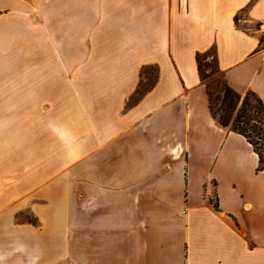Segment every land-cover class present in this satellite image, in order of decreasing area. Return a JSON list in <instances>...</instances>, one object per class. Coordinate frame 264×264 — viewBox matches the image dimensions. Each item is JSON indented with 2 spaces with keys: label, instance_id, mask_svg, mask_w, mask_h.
<instances>
[{
  "label": "crops",
  "instance_id": "0c3cea01",
  "mask_svg": "<svg viewBox=\"0 0 264 264\" xmlns=\"http://www.w3.org/2000/svg\"><path fill=\"white\" fill-rule=\"evenodd\" d=\"M154 1L162 15L134 25L131 41L102 28V70L73 56L88 79H106L105 53L132 51L136 70L155 68L152 87L135 103L139 78L124 91L90 88L115 96L85 107L52 80L61 65L45 30L68 3L78 26L83 0H0V264H264V170L211 115L196 60L213 49L224 84L264 107V0Z\"/></svg>",
  "mask_w": 264,
  "mask_h": 264
},
{
  "label": "rangeland",
  "instance_id": "374dc122",
  "mask_svg": "<svg viewBox=\"0 0 264 264\" xmlns=\"http://www.w3.org/2000/svg\"><path fill=\"white\" fill-rule=\"evenodd\" d=\"M83 3L86 9L78 12V18L80 20L78 26L72 24L69 14L70 12L74 13V9H71L68 3L67 7L69 8V12L55 16L56 23L47 24V27H45L47 31L46 37L51 45V50L47 47L46 53L51 54V52H54L61 65V67H57L53 64V66L55 65L53 71L56 73L58 70L60 77L59 79L52 80H57L58 85L61 87L71 86L76 88L78 90L79 102L81 100V104L86 107V103L90 100L102 102L105 96H115L113 93H93V90L98 91L102 87L115 86L116 88L120 87L121 91H124L139 78L141 79L139 89L129 99V103H135L142 94L151 88L156 79V70L154 67L136 70V63L141 62V59L136 56L137 53L126 51L125 53L122 52L121 56L120 52L119 57L114 58L118 56V52H106L105 54L112 56L108 62L115 69L114 72L106 73V79H88L84 76L85 72L78 69L79 66L83 65V60L80 57L73 56L76 50H82L85 57L86 54L91 55L96 67L102 70V66H104L100 60V56L102 55H99L93 46L96 39L102 38V28L106 30L104 31L107 34L105 39L120 38L119 35L114 34V31H117L122 37H129L128 39L131 41L132 35L130 32L134 25H137V30L148 28L153 22V17L156 18V13L158 16L162 15V5L155 4L154 0H83ZM60 6V4H57L55 8H60ZM32 15L37 17L34 12L30 13V21L37 23L32 21ZM80 23L83 25L81 28L79 27ZM87 26L93 28L92 31H87ZM254 28L259 30L258 25H254ZM129 49L134 50V47L130 44L127 50ZM106 50H110V48L107 47ZM72 57L74 60L77 59L76 64L71 61ZM198 63L200 73L204 77L203 82L207 87L211 115L217 121L223 119L228 121L229 116H231L228 127L233 129V120L237 114H240L242 118L238 125L247 131V134L251 137V141L257 143V147L264 151V113L261 112V108L256 103L255 97L251 93H246L244 96L235 94L230 99V103L225 104L223 102V92L226 85L217 70L214 50L212 49L206 55H200ZM74 67L77 68L75 69ZM13 80L14 85H21L23 83L20 78H14ZM34 81L36 79H31L30 85H36ZM90 88H93V90H90ZM46 119L47 123L58 122L56 113L53 110L46 111ZM255 122L258 123L256 124ZM254 125L256 129H261L259 135L258 132L253 130ZM46 137L47 144H49V139L54 140L48 130V126ZM57 150L60 153V147ZM59 160L60 158H58ZM59 162H63V159ZM61 177L65 183L69 180L70 175L63 174ZM73 177H84V174L76 173ZM83 193L84 190L77 189V195ZM22 218L31 225H37L36 218L32 213L24 214Z\"/></svg>",
  "mask_w": 264,
  "mask_h": 264
},
{
  "label": "trees",
  "instance_id": "16d2710c",
  "mask_svg": "<svg viewBox=\"0 0 264 264\" xmlns=\"http://www.w3.org/2000/svg\"><path fill=\"white\" fill-rule=\"evenodd\" d=\"M199 57H200V55H197L196 56V60H197V64H198V71H199V76H200V78H201V80L203 81L204 80V77L201 75V73H200V66H199V63H198V61H199ZM152 87V86H151ZM206 89H207V87H206ZM208 93V92H207ZM236 93H234L232 90H230L227 86L225 87V89H224V92H223V102L226 104V103H230V99L232 98V96L233 95H235ZM251 95H253V94H251ZM254 96V95H253ZM255 97V96H254ZM240 99V98H239ZM238 99V100H239ZM255 101H256V103L259 105V107L261 108V112H263L264 113V107H263V105H262V103L259 101V99H257L256 97H255ZM243 110V109H242ZM241 116H240V114H237L236 115V117H235V119L233 120V125H234V127H233V131L234 132H237L238 134H240V135H242L243 137H245V139L247 140V142L253 147V150H254V152L257 154V157H258V167H257V172H260V171H263L264 170V151H262L261 150V148H259V147H257V143H253L252 141H251V137L247 134V131H245V130H243L238 124H240V120H241ZM230 119H231V116H229V119H228V121L226 120H219V121H217L218 122V124L221 126V127H223V128H226V127H228V123H229V121H230ZM256 124L258 123V122H255ZM253 130L254 131H256V132H258V135L260 134V132H261V129H256V126L254 125L253 126ZM253 131V132H254ZM260 147H261V145H260ZM214 204V207L216 208V205H215V203H213Z\"/></svg>",
  "mask_w": 264,
  "mask_h": 264
},
{
  "label": "bare ground",
  "instance_id": "6f19581e",
  "mask_svg": "<svg viewBox=\"0 0 264 264\" xmlns=\"http://www.w3.org/2000/svg\"><path fill=\"white\" fill-rule=\"evenodd\" d=\"M31 19H32V21H34V22H37V21H38V18H37L36 16H33V15H32V17H31Z\"/></svg>",
  "mask_w": 264,
  "mask_h": 264
}]
</instances>
